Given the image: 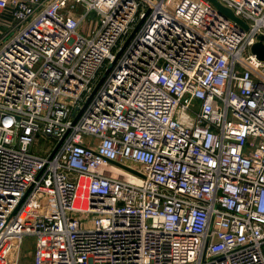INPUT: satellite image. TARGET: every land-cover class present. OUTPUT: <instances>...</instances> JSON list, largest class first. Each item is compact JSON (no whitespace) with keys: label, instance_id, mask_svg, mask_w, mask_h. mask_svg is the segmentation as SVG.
<instances>
[{"label":"built area","instance_id":"built-area-1","mask_svg":"<svg viewBox=\"0 0 264 264\" xmlns=\"http://www.w3.org/2000/svg\"><path fill=\"white\" fill-rule=\"evenodd\" d=\"M219 1L248 27L208 0H0V264H264V0Z\"/></svg>","mask_w":264,"mask_h":264},{"label":"water","instance_id":"water-1","mask_svg":"<svg viewBox=\"0 0 264 264\" xmlns=\"http://www.w3.org/2000/svg\"><path fill=\"white\" fill-rule=\"evenodd\" d=\"M208 1H210L220 12H222L224 15H226L231 20L237 22L238 24H240L241 26H243L245 29L248 27L247 24L242 19H240L239 17H237L230 8H228L225 5H223L219 0H208ZM149 9L150 8L147 9V11L145 12L144 16L139 19V21L136 23V25L134 26V28L131 30V32L129 33V35L125 39V41H124L121 49L116 54L115 60L120 55V53L125 48V46L128 44V42L133 37V35L135 34V32L138 30V28L140 27V25L142 24V22L144 20V17H145V15H147ZM251 52L254 53L258 59L264 60V35L258 36V41L254 42L251 45ZM115 60L112 61L106 67V69L104 70V72L102 73V75L100 76V78L98 79L96 85L94 86L91 94L88 96V98L83 103L82 107L79 109L78 113L75 115V117L73 119V123L76 121V119L78 118V116L81 113V111L86 107V105L88 104V102L91 99V97L93 96V94L96 92V90L98 89V87L101 85V83L103 82V80L105 79V77L107 76V74L109 73L110 69L112 68ZM58 144H57V146H58ZM57 146L55 147V149L57 148ZM55 149H54V151H55Z\"/></svg>","mask_w":264,"mask_h":264},{"label":"rangeland","instance_id":"rangeland-1","mask_svg":"<svg viewBox=\"0 0 264 264\" xmlns=\"http://www.w3.org/2000/svg\"><path fill=\"white\" fill-rule=\"evenodd\" d=\"M52 145L51 140L45 136H38L31 146V150L37 154H45L44 151ZM35 248L34 238L30 235L25 236L23 239L22 252L29 254ZM32 264V260H31Z\"/></svg>","mask_w":264,"mask_h":264},{"label":"crops","instance_id":"crops-1","mask_svg":"<svg viewBox=\"0 0 264 264\" xmlns=\"http://www.w3.org/2000/svg\"><path fill=\"white\" fill-rule=\"evenodd\" d=\"M14 19L11 14V9L7 8L4 11H0V38H8L13 30Z\"/></svg>","mask_w":264,"mask_h":264}]
</instances>
